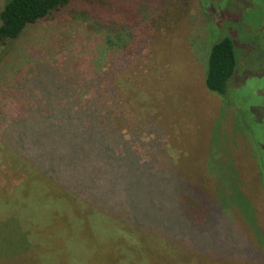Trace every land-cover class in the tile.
Segmentation results:
<instances>
[{
    "label": "rangeland",
    "instance_id": "obj_1",
    "mask_svg": "<svg viewBox=\"0 0 264 264\" xmlns=\"http://www.w3.org/2000/svg\"><path fill=\"white\" fill-rule=\"evenodd\" d=\"M156 1L141 52L107 49L74 5L0 48V264H264V0ZM225 37L238 64L219 96L204 78ZM83 81L86 98L115 94L134 150H96L90 169L43 134ZM92 124L87 138L115 135L114 117ZM209 182L242 197L205 211L204 230L176 219L183 185ZM19 237L30 248L12 256Z\"/></svg>",
    "mask_w": 264,
    "mask_h": 264
},
{
    "label": "trees",
    "instance_id": "obj_2",
    "mask_svg": "<svg viewBox=\"0 0 264 264\" xmlns=\"http://www.w3.org/2000/svg\"><path fill=\"white\" fill-rule=\"evenodd\" d=\"M145 2L149 4L146 7H144ZM70 5L78 8L72 13V18L86 23L90 32L105 33L107 49H116L121 53L128 52L130 54L144 50L146 45L138 34H143V37L150 36L148 21L154 9L158 8L156 0H5L0 11V48L16 41L27 26L50 20ZM148 10L151 12L150 15H147ZM237 64V56L231 39L225 37L213 43L209 51L204 78L206 89L219 96L227 95L228 86L233 79ZM71 80L74 82L73 77ZM87 84L83 81L78 85V88L71 91L66 90L68 82L65 84L61 118L55 121L56 124L52 123L44 128L43 134L46 135V144L49 147L57 148L63 145L64 150L71 151L79 161H83V167L90 169L96 150L103 154L112 152L113 155L123 152L125 149L131 155L134 150H131L129 140L125 141L122 134L125 130L124 114L119 109L114 116L110 113L112 105L119 104V101L114 100L115 94L111 89L108 90L110 91V96L107 95L111 100L110 105H106L107 103L101 98L100 93L99 102H97V99L86 98ZM100 88L101 86H98L99 92ZM33 101H35L34 106L29 109L37 108L38 104L36 105V103L40 102V99L37 102L35 99ZM111 117H114L116 123L114 136L111 132L103 140L90 139L85 136V132L94 127L92 122L109 130ZM7 134L9 140L12 141L13 130ZM254 163L255 161H253ZM88 168H83V170ZM253 169L259 178L260 173L256 164ZM66 176L69 178L68 175ZM239 177L242 187L246 178L241 175V171ZM209 183L212 187L207 192H205V186L194 187L190 190L186 184L183 185L176 197L175 208L172 209L176 219H182L190 226L204 230L205 211L207 214H216L218 210H221L220 200L221 204L226 202L225 196L232 199L233 192L237 197L242 194L238 189H230L231 186H228L230 189L228 191L226 186L219 187L214 186L212 182ZM262 193L264 194V191ZM81 196H84L82 191ZM233 203L236 204L234 201ZM234 206L239 207L240 205ZM246 222L250 225L247 220ZM125 238L129 241L132 240L131 236H125ZM19 239L21 237L17 242L10 244L12 256L17 249L20 251L16 255H24L30 248L25 244V239L20 241ZM21 260H25V258L22 257Z\"/></svg>",
    "mask_w": 264,
    "mask_h": 264
}]
</instances>
